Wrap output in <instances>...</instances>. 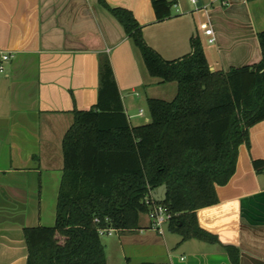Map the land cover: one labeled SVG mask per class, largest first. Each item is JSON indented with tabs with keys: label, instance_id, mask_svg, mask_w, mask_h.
Returning <instances> with one entry per match:
<instances>
[{
	"label": "crops",
	"instance_id": "1",
	"mask_svg": "<svg viewBox=\"0 0 264 264\" xmlns=\"http://www.w3.org/2000/svg\"><path fill=\"white\" fill-rule=\"evenodd\" d=\"M169 1L172 16L157 22L152 0H105L131 11L147 44L166 60L190 54L194 36L214 72L264 59V0ZM101 54L111 59L131 126L151 121L144 111L149 99H175L178 84L150 76L140 51L100 0H0V66L7 71L0 76V264H26L24 229L42 226L41 176L45 171L46 181L62 182L63 139L74 111L98 103ZM250 141V148H240L230 182L217 187L219 203L196 212L200 228L218 242L183 241L168 225L160 234L148 215L146 221L141 216L138 229L102 240L107 264H264V172L253 166L264 161V122L250 129Z\"/></svg>",
	"mask_w": 264,
	"mask_h": 264
},
{
	"label": "trees",
	"instance_id": "2",
	"mask_svg": "<svg viewBox=\"0 0 264 264\" xmlns=\"http://www.w3.org/2000/svg\"><path fill=\"white\" fill-rule=\"evenodd\" d=\"M100 3L140 51L150 76L175 82L174 100L149 99L151 121L133 127L125 112L110 57L100 55L98 103L74 111L63 139L64 174L54 226L24 229L27 264H107L100 230L139 228L151 193L167 186L169 231L183 241L216 243L196 212L219 203L217 187L236 173L250 129L264 122V59L258 65L212 72L199 36L190 54L166 60L146 42L133 13ZM157 22L174 2L152 0ZM264 57V31L259 34ZM258 174L264 161H254ZM238 255V250L232 248Z\"/></svg>",
	"mask_w": 264,
	"mask_h": 264
},
{
	"label": "rangeland",
	"instance_id": "3",
	"mask_svg": "<svg viewBox=\"0 0 264 264\" xmlns=\"http://www.w3.org/2000/svg\"><path fill=\"white\" fill-rule=\"evenodd\" d=\"M3 73V75L0 73V76H5L7 74V71H3ZM144 111L146 112V116L151 119L148 107H144ZM47 178H49V176ZM47 178H45V171H43V174L41 176L42 181H40L42 183L38 182V186L40 183L42 184V188L38 187L37 189V198L38 200L41 199V205L39 204L37 217L42 226L51 227L54 226L56 221V206L61 183L60 181L53 180L46 181ZM141 216L143 221H146L148 219L147 214H143ZM165 234H169V232L166 230ZM107 237L109 236H102V240L107 241V239H109Z\"/></svg>",
	"mask_w": 264,
	"mask_h": 264
},
{
	"label": "built area",
	"instance_id": "4",
	"mask_svg": "<svg viewBox=\"0 0 264 264\" xmlns=\"http://www.w3.org/2000/svg\"><path fill=\"white\" fill-rule=\"evenodd\" d=\"M194 4L198 3V0H192ZM201 29L204 31V34L207 36H212L213 35V30L207 25L203 24L201 25ZM210 43H214V39L209 40ZM10 57L8 55L4 56V60H8ZM3 71V67L0 66V72ZM152 196V193H151ZM146 203L150 207V212L147 214L152 227L158 231V233L163 234L164 228L169 225L170 220L172 219V214L169 213L168 209L162 205V203H157L154 198L152 197L151 199H147ZM117 231L115 229H106V230H100L101 236H112L116 233Z\"/></svg>",
	"mask_w": 264,
	"mask_h": 264
},
{
	"label": "water",
	"instance_id": "5",
	"mask_svg": "<svg viewBox=\"0 0 264 264\" xmlns=\"http://www.w3.org/2000/svg\"><path fill=\"white\" fill-rule=\"evenodd\" d=\"M211 71L214 72V70L211 68ZM167 186L163 185L160 188H158L157 190L152 192V197L154 198V200L157 203H163L167 201ZM24 241H25V237H24ZM25 245H26V249H27V259H28V248H27V244L25 241ZM27 264V261H26Z\"/></svg>",
	"mask_w": 264,
	"mask_h": 264
}]
</instances>
